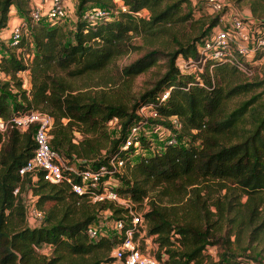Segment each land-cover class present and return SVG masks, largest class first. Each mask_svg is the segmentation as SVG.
I'll list each match as a JSON object with an SVG mask.
<instances>
[{
    "label": "trees",
    "instance_id": "1",
    "mask_svg": "<svg viewBox=\"0 0 264 264\" xmlns=\"http://www.w3.org/2000/svg\"><path fill=\"white\" fill-rule=\"evenodd\" d=\"M31 1L0 0V71L7 77L0 75V117L8 119L31 109L45 111L53 117L51 146L68 162L110 168L109 159H122L121 171L115 172L119 193L136 205L155 190L161 197L168 196V204L150 198L143 212L146 233L155 235L162 250L155 256L164 264L259 260L264 251V98L260 106L257 94L229 110L226 106L232 97L262 81L230 83L232 74L240 70L228 62H214L211 70L206 64L197 74L184 72L177 64L180 56L198 55L197 44L220 13L198 35L169 52L165 72L127 104L77 90L68 78L101 71L114 57L136 48L133 36L152 39L166 24L189 19L191 1L121 0L126 10L92 22L81 16L84 5L114 6L113 0H78L73 30L55 21H32L26 15ZM251 3L253 13L264 11V0ZM10 5L27 21L17 44L1 31L13 11ZM142 9L147 14H141ZM256 22L264 31V19ZM27 53L32 55L25 63L21 55ZM156 53V49L145 52L123 66L122 73L131 77L145 71L156 62ZM23 70L28 71L29 88H23L17 76ZM165 90L168 94L162 98ZM143 104H152L159 114L148 121L167 127L176 142L166 138L155 148L152 138L141 132L137 145L123 146L130 127L144 119L137 113ZM171 116L179 128L173 126ZM113 118L118 119V136L106 146L101 135L107 138L105 128ZM33 131V127L21 131L8 123L4 134L0 132V264H103L112 259L111 251L124 239V230L90 237L87 227L105 210L110 219H123V229L132 227L125 209L109 200L91 202L66 182L21 175L19 167L35 149ZM149 147L154 150L142 152ZM138 152L140 159L133 161L131 156ZM199 183L206 184L200 188ZM17 186L19 191L14 193ZM24 190H31L34 204L44 210L34 224L27 220ZM139 230H132L134 238ZM43 244L51 249L49 254L40 251ZM208 246L218 248L216 257L205 252Z\"/></svg>",
    "mask_w": 264,
    "mask_h": 264
},
{
    "label": "built area",
    "instance_id": "2",
    "mask_svg": "<svg viewBox=\"0 0 264 264\" xmlns=\"http://www.w3.org/2000/svg\"><path fill=\"white\" fill-rule=\"evenodd\" d=\"M203 1L207 8L220 13L218 21L203 41L197 44V56L178 57L177 64L180 70L197 74V71H202L206 64L209 65L208 70H211L214 62H228L240 71L250 74L252 72L251 63L256 62L257 55L264 51L263 29L254 19L247 18L237 12H228L229 2L227 0ZM43 2H46V0H43ZM70 3V0H52L49 7L34 4L30 7L29 16L34 22L61 20L68 13L74 14V4L72 3V6H70ZM113 4L114 6H105L89 3L83 7L81 16L88 21L96 22L101 18H113L118 10H126L127 8L121 0H113ZM20 18V22L13 27L10 34L11 44H17L25 33L27 21L22 17ZM31 55L27 53L21 56L23 61L28 63ZM0 75L3 78L6 77L1 71ZM167 94L168 90H165L162 98L166 97ZM137 113L144 119L130 127L123 146L137 145L139 143L138 136L142 132V125L144 124L143 120L146 121L149 117L157 118L159 116L152 104L141 105ZM170 120L175 128L180 127V123L175 116H171ZM8 123L21 131L29 127L34 129L35 149L32 156L19 167L18 172L21 175L29 174L32 178L40 175L50 182H66L71 190L78 194H85L91 202L109 200L125 209L124 215L128 217L132 227L123 229L124 222L122 218L110 219L111 230L119 233L124 230L125 237L121 243L112 249V259L105 261L103 264H164L155 255L141 250L138 247L136 238L133 237L132 230L141 228L144 218L136 211V205L132 199L116 190L117 178L115 172L121 171L122 159H109L110 168L106 165L96 168L79 167L77 163L68 162L51 146L50 129L53 124V117L39 109H31L8 119L0 117L1 133L4 134ZM163 127L168 130L167 127ZM169 137L166 142H176L173 132ZM18 191L19 186L15 187L14 193ZM26 213L28 222L34 224L43 216L44 210L30 201L27 203ZM87 231L90 237H96L100 233L98 222L95 220L90 223Z\"/></svg>",
    "mask_w": 264,
    "mask_h": 264
},
{
    "label": "rangeland",
    "instance_id": "3",
    "mask_svg": "<svg viewBox=\"0 0 264 264\" xmlns=\"http://www.w3.org/2000/svg\"><path fill=\"white\" fill-rule=\"evenodd\" d=\"M191 1V7L193 8L191 17L187 20H184L179 23H173V24H166L164 28L160 31V33L157 34V36L153 37L152 39L144 38L142 36H133L132 41L134 42L136 48L131 49L129 52L114 57L105 68H103L99 72L94 73H88L85 75H80L74 78H68V80L71 81L72 86L77 90H86L94 94H98L102 96L103 98L113 100V101H122L126 102L127 104H131L133 100L139 96L143 91L150 88V86L153 84V82L165 72L167 68V58L169 55V52L175 50L178 48V45L180 43H184L188 40H190L192 37L199 34V32L206 26L208 23V20L212 17H214L217 13L213 12L211 9L207 8L203 0H190ZM229 2V5L227 7L228 12H237L238 14H241L247 18L258 20L263 18L264 19V11L260 12L259 10L256 11V13H253L251 9V0H227ZM52 0H46V2H43V0H32L31 4H29V8L33 5H39L41 7L47 6L49 7ZM70 6L73 5V12L68 13V15L65 18H62L61 20H56L53 23H60L64 26L67 30H73V25L76 22V19L78 17V13L76 11L77 9V3L78 0H70ZM89 4V3H87ZM85 4L84 7L87 5ZM95 5V4H94ZM99 5V4H98ZM69 7V6H68ZM10 8L13 10L12 13L9 15V18L12 16V23L8 24V27L5 29H2V33L6 34L7 36H10L12 29L14 26H16L21 18L19 15H17V11L14 5H10ZM141 14H147V9H142ZM26 15H29V12H27ZM156 49V62L151 65L149 68H147L145 71H142L138 74H135L131 77H126L122 73V67L126 64L132 62L139 56L143 55L145 52ZM251 70L252 72L250 74L245 72L237 71L235 74L229 78L230 83H238V82H253V81H262L261 84L258 87L253 88L252 90L241 93L238 95H235L232 97L226 106V109L229 110L230 108L237 105L241 100L249 98L253 94L259 95L257 97L256 103L261 104L263 98H264V51H261L258 54L257 61L251 63ZM17 76L21 78V82L23 83V88H29L30 87V78L29 74L27 75V71L17 72ZM66 120V119H64ZM144 124L142 125V134L145 136H148L152 138V142L156 146H159L163 140L166 138L169 139V135H171V132L169 130H166L162 126V124L158 123L156 120L151 119L148 121V119L143 120ZM161 125V126H160ZM105 132L107 133V138L104 137L103 133L101 135L102 143L106 146L109 145L110 140L113 137L118 136V119L113 118L111 119L105 128ZM76 139L81 138V134L78 132L75 135ZM1 146V143H0ZM103 148L101 152H104ZM154 149L152 147L143 149V153H148L150 151H153ZM148 155V154H147ZM141 157V153H136L131 156V159L133 161L139 160ZM200 186L203 187L206 183H199ZM208 184H212L210 181ZM214 187L216 185H213ZM188 189L191 188V186L187 187ZM208 189V188H207ZM214 189V188H212ZM214 191V190H213ZM223 192V191H222ZM215 195V191L213 196ZM160 194L156 193L155 191L151 192L150 198L155 199L157 202L168 204V196L159 197ZM189 195H185L184 198H187ZM23 197L26 199L27 202H33L34 195L32 194V191H23ZM149 198V199H150ZM245 197L242 198L244 200ZM149 199H145L141 205L135 203L136 205V211L140 213V215L144 218L143 212H145L149 207ZM49 206V202H46L43 204V207L47 209ZM211 209H214L213 206H211ZM109 211H100L98 214L97 222L100 226V232L101 233H110L111 231V221L109 216ZM39 223H41L39 221ZM247 230V229H246ZM147 225L144 220L143 226L141 227V230L137 232L136 234V241L138 244V247L143 250L144 252H149L153 255H156L158 252H161L162 250L159 249L158 244L155 240V235H148L147 233ZM110 235V234H109ZM257 248H260L262 246V243H257ZM40 251L45 253H50V248L48 245L43 244L40 246ZM216 246H208L206 248V253H209L213 257H216L217 252ZM109 253V252H108ZM241 264H264V251L262 256L259 257V260H254L251 258H243V261Z\"/></svg>",
    "mask_w": 264,
    "mask_h": 264
},
{
    "label": "crops",
    "instance_id": "4",
    "mask_svg": "<svg viewBox=\"0 0 264 264\" xmlns=\"http://www.w3.org/2000/svg\"><path fill=\"white\" fill-rule=\"evenodd\" d=\"M30 4H31V2H30ZM33 5H34V4H33ZM13 17H14V16H12V17L9 19L8 24H9L10 22H12ZM8 24H7V27H8ZM11 24H12V23H10V25H11ZM27 75H28V72H27ZM5 78H7V77H5Z\"/></svg>",
    "mask_w": 264,
    "mask_h": 264
}]
</instances>
